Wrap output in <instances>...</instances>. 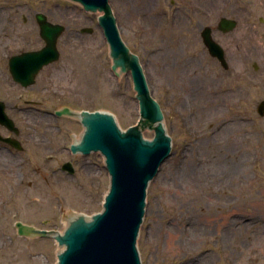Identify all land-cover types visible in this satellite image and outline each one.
<instances>
[{"label": "rangeland", "instance_id": "obj_1", "mask_svg": "<svg viewBox=\"0 0 264 264\" xmlns=\"http://www.w3.org/2000/svg\"><path fill=\"white\" fill-rule=\"evenodd\" d=\"M223 4L217 9L208 0H110L121 37L140 58L172 139L171 154L147 189L137 239L141 264H264V222L258 220L264 206V115L257 111L264 100V0ZM0 9L7 14L0 20V70L2 46L33 50L44 45L38 13L65 26L58 41L60 59L43 68L33 86L24 88L0 75V100L18 104L8 113L31 139L25 152L0 151V264H58L65 246L53 237L21 236L16 223L64 234L73 215L92 217L102 211L110 174L100 152L72 160L74 174L62 170L68 157L47 150L61 140L56 126L77 136L82 127L54 112L69 106L76 112L110 113L126 132L138 123L139 101L131 72L119 76L112 69L99 12L85 11L71 0H0ZM222 18L236 20L235 29L218 30ZM207 26L225 49L228 68L205 45L201 32ZM207 72L228 91L224 111L239 118L244 131L238 143L228 145L229 155L222 154L240 169L224 201L248 220L238 233L223 237L213 221L206 233L200 232L212 194L193 178L197 159L213 158L212 121L189 127L192 114L188 120L195 103L189 89L203 85ZM142 136L151 141L156 133L149 129ZM191 227L193 235L181 230Z\"/></svg>", "mask_w": 264, "mask_h": 264}, {"label": "water", "instance_id": "obj_2", "mask_svg": "<svg viewBox=\"0 0 264 264\" xmlns=\"http://www.w3.org/2000/svg\"><path fill=\"white\" fill-rule=\"evenodd\" d=\"M80 3L88 12H102L99 25L109 44L112 69L118 73L131 72L136 98L139 101L140 118L135 126L126 132L119 127L115 117L106 112L82 111L73 113L64 108L56 112L58 116L77 115L85 127L80 142L73 145L75 152L90 155L100 152L106 161L110 174V187L105 196L103 210L89 217L79 214L72 219L61 237L55 231L38 229L22 222L16 227L21 236L54 237L65 249L58 255V264H141L137 239L143 223L147 189L158 174L163 162L170 156L172 139L168 135L164 114L160 104L151 96V91L138 55L131 52L117 28L110 0H72ZM37 22L40 36L45 46L37 51L24 52L10 60V70L14 81L24 88L33 86L40 71L60 59L58 40L65 26L51 23L47 17L38 13ZM218 29L229 32L237 26V21L222 18ZM84 32H91L90 29ZM202 37L210 54L228 68L223 47L214 41L212 28L205 27ZM258 69V67H256ZM257 111L264 115V100ZM0 124L10 130H17L14 121L5 111L0 101ZM155 131L154 140L142 138L146 130ZM0 139L20 148L16 140ZM64 171L74 174L71 162L64 164Z\"/></svg>", "mask_w": 264, "mask_h": 264}, {"label": "bare ground", "instance_id": "obj_3", "mask_svg": "<svg viewBox=\"0 0 264 264\" xmlns=\"http://www.w3.org/2000/svg\"><path fill=\"white\" fill-rule=\"evenodd\" d=\"M208 1L211 6H215L217 9L220 6L224 5V0ZM209 10L212 12L213 8L211 7ZM142 12L144 14L145 11L142 10ZM99 13L102 14V12ZM6 16L7 14L0 9V20L1 18H4ZM1 32L2 31L0 29V33ZM262 49L264 52V47ZM262 59L264 62V58ZM117 75H122L120 69H118ZM202 78L203 80L201 83L203 85L196 86L195 90L192 88L189 89L195 92L193 93L195 94V103L192 107L193 112L188 113V120L190 119V114H192L194 119L189 127H198L202 123L212 121L210 133L213 134V137L211 138L210 142L212 151L210 152V154H213V158L210 156L208 158L206 157L205 159L198 158L196 161L198 164L196 163L197 167L194 170L193 178L196 181V184H198L199 186L204 187L206 185L205 187L209 189L212 194V207L205 216L207 217V222L204 225V228L201 229L200 227V232L206 233L207 229H209L213 221L220 224V226L218 227L220 228L218 229V233H221L220 235L222 236L227 234L228 232L238 233L243 221L248 220V217L243 215L239 210H228V205L224 201L225 195H227L229 182L236 180L238 181V174L240 172V169L235 162L234 164H229L228 162H226L227 160L224 161L223 156L229 155L228 145L238 143L240 141V138L242 137L240 135L244 131L239 125L240 119L235 116L226 115V112L224 111V107L226 104L225 102H227L228 98V91L222 90V88L219 86L220 83L217 82L209 72L205 73ZM181 81L183 82L184 78H181ZM200 135L201 134H199L198 136ZM201 137H199L198 139H200ZM222 154L224 155L222 156ZM214 195H220V198L213 199L212 196ZM260 207H262V209H260V212L258 213V220L264 222V206ZM220 213L222 216L219 215ZM78 215L79 214L73 215V218L71 217L68 222L71 223L72 219L76 218ZM251 216L252 219L256 218V215L254 214ZM191 229L192 230H181L183 231V233H189L190 235H193L195 231L192 227ZM224 231L226 232L222 233ZM62 234L63 233L57 232L54 233V236L61 237ZM56 241H58V239ZM64 249V247H61V251H63Z\"/></svg>", "mask_w": 264, "mask_h": 264}, {"label": "flooded vegetation", "instance_id": "obj_4", "mask_svg": "<svg viewBox=\"0 0 264 264\" xmlns=\"http://www.w3.org/2000/svg\"><path fill=\"white\" fill-rule=\"evenodd\" d=\"M43 47V46H42ZM41 47V48H42ZM40 49V48H39ZM33 50H38V49H33ZM26 51H32V50H24L21 47H16V46H11V45H6V46H2V55H1V60L3 62V68L0 70V75L2 76H7L8 78H11L13 80L12 74H11V70H10V60L12 57L20 55ZM5 70V71H4ZM14 81V80H13ZM15 82V81H14ZM17 83V82H15ZM19 84V83H17ZM20 85V84H19ZM16 100H21V95L16 96L15 97ZM5 104V108L6 111L8 113L9 111H13L18 109V104H14L11 103V101L7 98L5 100H2ZM32 106H35V104H31ZM63 107H69V106H63ZM71 108V107H70ZM9 114V113H8ZM13 120L14 123L17 127V130H10L7 127H5L4 125L0 124V129L5 132V134H1L0 136L4 137V138H9L12 140H16L17 141V145L20 147L19 149L14 147L10 142H6L0 139V151L6 150L9 153H11L12 155H17V153H22L25 152L26 147H24L25 145H29L30 142V138H26L24 136V133L21 129V127L18 126V124L16 123L15 119L9 115ZM62 117H67V116H62ZM71 119H74L77 122V125H79L80 127H82V131L79 132L78 136L74 134L73 131H68V129L63 128L62 126H56V129L58 131V135L57 138H61V140L55 141L54 145H52L51 147L47 148V150H51L52 152L58 154V157L62 158L64 157H68V161L67 162H72V165L74 164V162L72 160H76V158L81 155V153L79 152H75L73 151L72 147L74 145V142L77 141V139L79 140L83 131H84V127L80 121L79 118L77 117H70ZM62 135V136H61ZM25 140V141H24ZM67 153V154H66ZM66 163V162H65Z\"/></svg>", "mask_w": 264, "mask_h": 264}]
</instances>
